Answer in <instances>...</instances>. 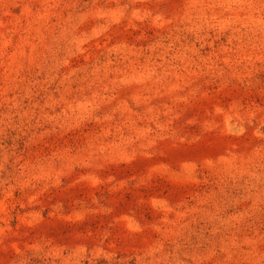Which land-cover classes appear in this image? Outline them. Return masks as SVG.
<instances>
[{"label": "rangeland", "instance_id": "rangeland-1", "mask_svg": "<svg viewBox=\"0 0 264 264\" xmlns=\"http://www.w3.org/2000/svg\"><path fill=\"white\" fill-rule=\"evenodd\" d=\"M0 264H264V0H0Z\"/></svg>", "mask_w": 264, "mask_h": 264}]
</instances>
